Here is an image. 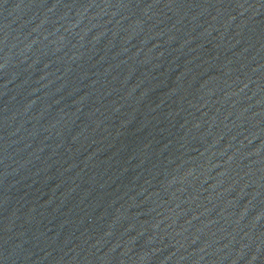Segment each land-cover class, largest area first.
<instances>
[{"label":"water","instance_id":"95a60500","mask_svg":"<svg viewBox=\"0 0 264 264\" xmlns=\"http://www.w3.org/2000/svg\"><path fill=\"white\" fill-rule=\"evenodd\" d=\"M0 264H264V0H0Z\"/></svg>","mask_w":264,"mask_h":264}]
</instances>
